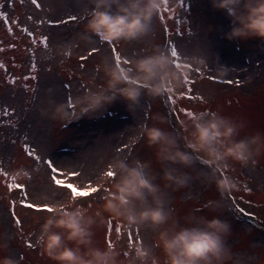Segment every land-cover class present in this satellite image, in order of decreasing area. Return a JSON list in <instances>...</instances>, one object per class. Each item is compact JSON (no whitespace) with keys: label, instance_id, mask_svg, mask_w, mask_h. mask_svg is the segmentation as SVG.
Here are the masks:
<instances>
[{"label":"rangeland","instance_id":"374dc122","mask_svg":"<svg viewBox=\"0 0 264 264\" xmlns=\"http://www.w3.org/2000/svg\"><path fill=\"white\" fill-rule=\"evenodd\" d=\"M37 3L39 8L31 0H0V11L7 13L13 26L9 31L4 26V18H0V197H3L0 199V237L7 239L9 245L0 251V256L11 255L18 264H53L36 244L34 233L38 226H32L29 221H36L37 217L22 209L20 212L14 203L21 208L23 198L22 204L28 209L40 210L42 220L48 211L42 207L30 208L31 203L44 205L63 200L71 193L70 189L55 185L52 177L64 179L81 190L95 187L97 191L88 196L98 197L101 192L98 178L120 154L130 160L150 162L151 170L160 177L158 182L163 184V166L157 160L155 147L149 146L146 139L131 145V139L138 135L140 124L171 131L163 109L168 105V96L171 99L173 95L180 96L177 116L181 112L184 118L190 119L182 110L195 105L192 112L207 109L243 122L238 138L264 135V42L227 40L225 33L230 30V20L225 12L213 8L210 0H169L161 10L165 19H158L149 41L117 44L123 61L144 54L152 44L163 46L169 53L171 48H177L179 63H184L188 54L203 55L205 64L190 65L188 80L181 89L164 96L167 102L161 97L145 95L133 112L127 110L123 101H117L96 118L74 122L53 119L52 102L71 100L88 86L101 58L114 53L103 42L87 45L79 41L78 33L85 22L83 0H37ZM163 24L170 30L166 32L168 42L163 41ZM45 35L49 37L48 48L43 46ZM29 38L35 40L29 41ZM68 43L74 45L72 55L58 56L57 47ZM93 48L99 51L92 54ZM81 56L89 58L82 60ZM195 96L205 101L196 105ZM37 155L41 158L39 161ZM257 159L254 167L232 162L228 171L238 186L230 194H224L229 209L222 206L217 212H209L204 207L209 200L219 201L221 193L213 183L202 178L204 166L200 163L187 170L194 177L189 187L169 191L170 206L178 217L193 208L208 215H219L232 225L229 240L234 251L248 257L251 264H264V233L255 230L257 222L239 218L240 209L257 215L258 202H263L260 209H264V154ZM49 160L55 162L59 171H50L52 165L46 163ZM17 169L28 172L26 179L16 180L26 187L27 196L25 188H21L16 190L18 197L12 199L8 184L12 182L11 173ZM73 172L79 175H71ZM43 196L48 199H42ZM259 217L264 224V213ZM19 224L24 225L18 227ZM138 231L139 235L137 229L125 233L123 225L109 220L96 228L94 239L100 246L118 235L132 243L137 238L152 242L151 234Z\"/></svg>","mask_w":264,"mask_h":264},{"label":"clouds","instance_id":"9594fccd","mask_svg":"<svg viewBox=\"0 0 264 264\" xmlns=\"http://www.w3.org/2000/svg\"><path fill=\"white\" fill-rule=\"evenodd\" d=\"M210 2L230 20L227 40L264 42V0ZM164 7L165 0H83L85 22L78 39L87 45L149 41ZM73 48L68 43L55 51L67 58ZM203 64L205 59L197 52L188 54L186 61L177 65L171 53L159 44H152L149 51L130 63L104 56L95 65V75L87 87L71 100L52 102V118L68 122L96 118L117 101H123L133 112L145 95L164 97L181 89L189 66ZM193 114L181 120L180 135L140 124L138 135L131 139V145L146 139L149 146L155 147L163 166V184L158 182L160 177L151 170L150 162L118 154L98 178L101 192L94 201L80 203L73 193L63 200L49 201L52 211L35 221L38 230L34 235L42 254L53 264H251L248 257L234 251L229 221L202 213L199 208L178 217L170 206L169 190L189 187L194 177L187 170L200 163L204 166L202 178L213 183L221 194H230L238 186L228 171L232 162L254 167L257 157L264 154V135L238 138L243 122L207 109ZM108 172H113L114 178ZM25 173L17 169L11 175L19 181L27 178ZM204 207L217 212L222 202L209 200ZM109 220L123 225L125 233L139 229L151 234L152 242L137 238L132 243L118 235L111 244L100 246L94 239L95 230ZM8 246L7 239L0 237V251ZM0 264L18 261L3 255Z\"/></svg>","mask_w":264,"mask_h":264},{"label":"snow or ice","instance_id":"6c2138e0","mask_svg":"<svg viewBox=\"0 0 264 264\" xmlns=\"http://www.w3.org/2000/svg\"><path fill=\"white\" fill-rule=\"evenodd\" d=\"M31 2L34 5H36L37 8L40 7V4L37 3V0H31ZM165 3H166V6H167V0H165ZM0 18H4V21H5L6 24L9 23V21L7 19V13L6 12L0 11ZM73 19H76V18L73 17ZM8 30L11 31V27H9ZM25 31H27V29H25ZM29 35H31V33H29ZM42 40H43V46L45 48H48V46H49V37L45 35V36L42 37ZM111 49H112V52L114 53L113 57L116 60V62L119 63V62L123 61L121 59L122 54L119 52V50L117 49V47H116L115 44H112L111 45ZM98 51H99V49H97V48L91 49V53L92 54H95ZM170 53H171L172 57L177 62L178 59H179V53H178L177 48H175V47L171 48ZM88 58H89L88 56H81V59L82 60H87ZM123 62L130 63L131 61L128 60V61H123ZM177 65H179V62H177ZM33 67H35V65H33ZM187 80H188V77L186 76L185 77V81H187ZM200 99L203 100V97H200ZM172 103L175 104L176 101L173 100ZM182 111L185 112L188 117H192L194 115L192 111H189L186 108L183 109ZM29 154L31 155V153H29ZM36 159L39 161L41 158L37 155L36 156ZM46 163L49 164V165H52V167L50 169L51 172H57V171H59V169L55 166V162L54 161L49 160V161H46ZM3 175L4 176H8V173L7 172H4ZM25 175H28V173H25ZM71 175L78 176L79 174L73 172ZM107 175L114 178V175L115 174L113 172H108ZM52 179H53V182H54L55 185L65 187L66 189H70L71 190V193H73L77 197L88 196L90 194V192L91 193H95L97 191V188H95V187H91L90 189H84L83 191H81V189L78 188L77 186H75L74 184H72V183H66V181L64 179H58V178H55V177H52ZM8 187L10 189H21V188H25L24 195L27 196L26 187L24 185H21V184L17 183L15 176L12 177V182L10 184H8ZM22 202H23V198H22ZM29 207L30 208H40V207H42L43 209L47 210L48 212L52 211V209L50 208V206H48L47 204L38 205L36 203H31L29 205ZM240 211L243 212V209H240ZM17 222H19V221H17ZM137 235H139L138 229H137ZM129 236H131V233L130 232H129ZM108 243L109 244L112 243L111 239L108 240Z\"/></svg>","mask_w":264,"mask_h":264},{"label":"trees","instance_id":"16d2710c","mask_svg":"<svg viewBox=\"0 0 264 264\" xmlns=\"http://www.w3.org/2000/svg\"><path fill=\"white\" fill-rule=\"evenodd\" d=\"M159 18L165 19V15L160 13ZM3 23H4L5 27H13L11 25V21H9L8 24H6L5 21H3ZM115 45H116V47H118L117 44H115ZM109 46L111 47V45H109ZM171 97H172V101L175 100L176 103L175 104L172 103L171 106L167 103L168 105H166V108H163V109H164L166 117H167V121H168L167 123H168L169 128L171 129V131L175 132L177 135H180L182 133L180 122H181V120H187V117L184 118L182 116L181 112L179 113L178 116L175 115V113L178 112V110L180 108V96L173 95ZM194 99H195V104L197 103V101H201L199 96H195ZM193 108H196V106L193 105V107L190 108L189 110L192 111ZM172 110L174 111V113ZM219 201L222 202V206L224 208H227V209L230 208L229 204L227 203L228 200L226 199L224 194H221V198L219 199Z\"/></svg>","mask_w":264,"mask_h":264}]
</instances>
